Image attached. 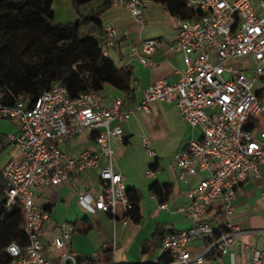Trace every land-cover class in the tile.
I'll return each mask as SVG.
<instances>
[{
  "label": "built area",
  "instance_id": "2783aa9c",
  "mask_svg": "<svg viewBox=\"0 0 264 264\" xmlns=\"http://www.w3.org/2000/svg\"><path fill=\"white\" fill-rule=\"evenodd\" d=\"M111 3L123 6L143 24V0ZM185 5L191 16L176 17V38L170 45L184 55V69L175 81L158 79L145 88L134 107L126 106L129 94L108 102L93 90L71 97L60 81L30 103L22 96L12 105L0 103V120L18 122L16 132L0 135V150L3 137L20 149V156L1 169L5 179L1 191L6 207H21L27 237L23 245L12 242L6 247L9 264H162L165 254L171 257L170 264H214V258L228 254L242 233L231 220L237 191L243 182L260 179L264 164V129L256 138L247 128L258 116L264 122V96L255 89L264 79V0H185ZM103 31L101 54L108 56L117 31L111 23ZM160 47L156 38H149L133 44L130 51L141 64L154 67L148 55ZM152 101L175 102L183 121L201 131L198 139H190L173 154L177 180L186 186V202L176 210L189 226L164 237L150 261L118 263L101 259L98 252L81 255L70 247L73 226L65 222L56 223L57 233L44 243L50 213L35 198L46 195L50 206L64 185L76 188L77 202L86 212L102 211L115 218L120 209L122 223L130 220L132 205L123 176L114 166L111 142H122L121 123L134 110L149 111ZM83 133L94 141V149L73 156L57 144ZM142 140L147 154L154 156L147 137ZM102 156L107 163L99 169L100 191L92 194L84 174L98 167ZM158 206L170 211L165 203ZM195 239L202 244L193 252L189 245ZM48 250L54 255L49 257ZM244 264H264V244L252 248L251 259Z\"/></svg>",
  "mask_w": 264,
  "mask_h": 264
},
{
  "label": "crops",
  "instance_id": "0c3cea01",
  "mask_svg": "<svg viewBox=\"0 0 264 264\" xmlns=\"http://www.w3.org/2000/svg\"><path fill=\"white\" fill-rule=\"evenodd\" d=\"M52 4V9L55 2ZM70 2L71 0H66ZM65 2V1H64ZM72 5V4H71ZM54 15L55 11L53 9ZM143 24L140 25L134 17L123 7L110 4L101 15L102 27L111 23L117 31V39L109 49V57L117 65H131L133 77L131 91L122 92L109 84H105L101 91L105 101L113 96L125 97L129 94L127 107H134L142 97V91L158 79L175 81L179 71L185 67L184 55L175 52L170 45L176 38V17L169 14L164 6L154 0H143L142 4ZM102 35L104 31L102 28ZM156 38L161 47L148 56L155 61L154 67L141 64L136 56L131 54L130 48L140 40ZM264 86V79L256 85V91ZM124 140L122 142L112 140L115 145L117 160L115 168L122 174L126 187L135 188L140 197V210L142 218L135 223L132 220L122 223L120 209L117 216L110 213L96 211L88 213L77 202L76 188L64 185L58 188V197L55 203L48 205L46 195L38 194L35 201L41 206L49 207L50 220L46 224V234L43 242L53 236L56 223L65 222L73 226L70 238V247L81 255H89L98 252L101 259L115 260L118 263L127 261H150L154 258L155 250L161 240L174 230L184 229L189 226L188 219L176 209L186 202V186L180 183L176 177V169L173 154L183 148L190 139H198L201 136L199 127H190L180 116L175 102L152 101L149 103V111L134 110L129 119L121 123ZM18 122L16 119L0 120V135L8 132H16ZM248 129L258 138L259 129H264L261 117H256L248 124ZM147 137L154 156H149L143 144V137ZM131 137V138H130ZM139 144L141 162L138 166L129 161L123 162L122 156L129 155L133 142ZM60 148L73 156H78L87 149H94L95 143L87 133L77 135L71 140H59ZM16 146L2 138L0 150V185L5 184L1 169L11 158L15 157ZM113 151V152H114ZM126 157V156H125ZM107 163L106 158H100V165L84 174L86 189L95 194L100 191L101 182L98 177L101 165ZM135 169H134V168ZM150 170L152 174L146 172ZM262 177L258 180L249 179L243 182L234 200V212L232 222L237 224L242 233L236 241L229 246L228 254L214 258V264H244L251 259V249L260 248L264 244V164L261 166ZM197 176L190 179L193 184ZM153 182L170 184L171 194L163 202L169 209L159 208V202L150 192L149 187ZM4 197L0 194V199ZM202 240H193L189 247L195 252L200 249ZM49 257L54 253L47 251ZM107 257H109L107 259Z\"/></svg>",
  "mask_w": 264,
  "mask_h": 264
},
{
  "label": "trees",
  "instance_id": "16d2710c",
  "mask_svg": "<svg viewBox=\"0 0 264 264\" xmlns=\"http://www.w3.org/2000/svg\"><path fill=\"white\" fill-rule=\"evenodd\" d=\"M54 1L0 0V103L12 105L19 96L30 103L55 81H60L71 97L89 90L101 92L105 84L129 93L133 67L117 65L109 56L101 54L105 41L101 15L111 0H101L92 6L94 0H71L78 18L65 24L55 21ZM154 1L174 17L191 16L185 0ZM86 6L89 8L85 9ZM85 22H91L99 36L81 35ZM257 93L264 96V86ZM2 186L0 194H3ZM149 190L159 203L171 194L170 184L153 182ZM127 195L132 205L128 215L138 223L142 218L139 193L135 188H127ZM22 224L21 207L18 204L6 207L4 197L0 199V264L11 261L6 251L10 243H26ZM171 261L166 254L160 258L162 264Z\"/></svg>",
  "mask_w": 264,
  "mask_h": 264
},
{
  "label": "rangeland",
  "instance_id": "374dc122",
  "mask_svg": "<svg viewBox=\"0 0 264 264\" xmlns=\"http://www.w3.org/2000/svg\"><path fill=\"white\" fill-rule=\"evenodd\" d=\"M100 1L101 0H94V2L90 6H92L93 4H96L97 2H100ZM69 3L70 2H68L66 0H61V1L54 3L53 9L55 11V21L57 23L65 24L68 22L75 21L78 18L77 14L75 13V11L72 8V5ZM87 8H89V6L85 7V9H87ZM88 33L99 36L98 29L91 22L83 23L81 26V29H80L81 35L88 34ZM112 149H113V151L115 150V145H112ZM130 153L131 154H129V155L122 156L123 162L126 163L125 161L128 159V156H129L130 159H128V160L131 161L132 163H134L133 166H135V167L138 166V164L141 162L142 158H141V155L139 153V144L136 140H134V142H133V146L130 149ZM18 156H20V149L16 148L15 157H18ZM117 156H118L117 153L114 151L113 152V160H117V158H118ZM1 180H2V177L0 176V181ZM70 226H71L70 224H67V227H70ZM56 233L57 232L54 229L53 235Z\"/></svg>",
  "mask_w": 264,
  "mask_h": 264
}]
</instances>
